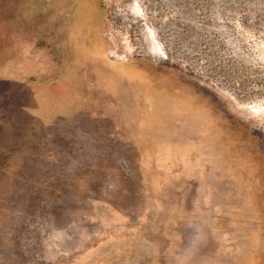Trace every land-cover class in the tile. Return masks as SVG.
Listing matches in <instances>:
<instances>
[{"label": "rangeland", "instance_id": "374dc122", "mask_svg": "<svg viewBox=\"0 0 264 264\" xmlns=\"http://www.w3.org/2000/svg\"><path fill=\"white\" fill-rule=\"evenodd\" d=\"M0 264H264V0H0Z\"/></svg>", "mask_w": 264, "mask_h": 264}]
</instances>
